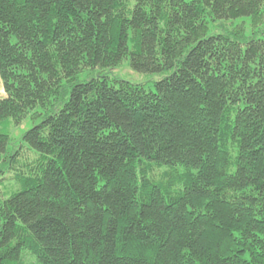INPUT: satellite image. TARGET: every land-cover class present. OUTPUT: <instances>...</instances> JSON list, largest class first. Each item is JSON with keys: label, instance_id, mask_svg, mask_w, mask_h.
<instances>
[{"label": "trees", "instance_id": "obj_1", "mask_svg": "<svg viewBox=\"0 0 264 264\" xmlns=\"http://www.w3.org/2000/svg\"><path fill=\"white\" fill-rule=\"evenodd\" d=\"M263 11L264 0H0V126L34 119L23 159L0 133V182L20 186L0 191V264L24 251L39 264H264V30L208 27ZM125 60L169 75L155 91L73 83ZM163 167L184 173L168 183Z\"/></svg>", "mask_w": 264, "mask_h": 264}, {"label": "rangeland", "instance_id": "obj_2", "mask_svg": "<svg viewBox=\"0 0 264 264\" xmlns=\"http://www.w3.org/2000/svg\"><path fill=\"white\" fill-rule=\"evenodd\" d=\"M209 27V34L210 35H229L233 33L236 29H242L244 34L248 37H252L256 33H260L264 30V11L262 16L258 19L254 18H240L237 20H229V21H211L208 24ZM169 75V72L163 75L158 74H145L139 73L132 69L129 60L123 61L121 65L116 67L113 70H92L87 69L82 72L80 75L77 76L74 84H85L92 79H105L107 77L108 81L111 85H119L116 83L118 82H128L133 85H140L144 86L147 91H155L154 83L163 77ZM6 98V91L4 88L3 80L0 76V99ZM34 126V119L32 116H28L25 120L21 123L17 124L14 120H9L7 123L0 126V133L7 135L10 138V143L8 147V153L12 155H17L19 159H23L29 155L34 154L31 151L30 146L23 140V134L30 130ZM231 153L235 159L237 155L236 146H231ZM32 157V156H31ZM184 169L182 167L178 168H170V167H163L162 169H157V173L162 177L165 178L166 175H169L167 178L168 183L171 182L172 177L170 176L171 173H184ZM235 168L232 167L230 172H234ZM179 189V187H178ZM20 190V186L16 183H13L9 179H6L3 182H0V191L3 192L5 196H10L14 192ZM23 264H39L35 256L31 255L28 251L23 252Z\"/></svg>", "mask_w": 264, "mask_h": 264}]
</instances>
